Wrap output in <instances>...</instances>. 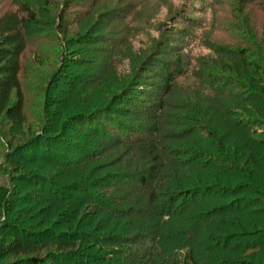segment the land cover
Returning a JSON list of instances; mask_svg holds the SVG:
<instances>
[{
  "label": "rangeland",
  "instance_id": "obj_1",
  "mask_svg": "<svg viewBox=\"0 0 264 264\" xmlns=\"http://www.w3.org/2000/svg\"><path fill=\"white\" fill-rule=\"evenodd\" d=\"M25 10L37 18L27 27L19 76L26 126L21 133L0 117V184L18 202L11 214L0 210V226L11 222L39 235L33 255L53 264H75L98 248L117 252L138 236L132 216L90 214L130 212L135 203L122 189L129 180L118 175L137 179L150 160L141 148L152 143L168 185L220 182L231 190L193 201L202 211L227 208L229 224L250 228L254 240L237 243L235 259L264 264V126L251 123L264 119L254 95L264 85V0H0V18ZM170 73L177 79L166 94ZM76 116L96 121L76 125ZM35 143L37 152L18 153ZM23 158L17 170L13 161ZM224 160L227 167L211 165ZM80 219L83 230L96 222L99 243L76 240L69 224ZM67 235L77 246L64 254L52 244L56 236L69 243Z\"/></svg>",
  "mask_w": 264,
  "mask_h": 264
},
{
  "label": "trees",
  "instance_id": "obj_2",
  "mask_svg": "<svg viewBox=\"0 0 264 264\" xmlns=\"http://www.w3.org/2000/svg\"><path fill=\"white\" fill-rule=\"evenodd\" d=\"M25 12L27 13L26 16L21 15L20 12H16L6 13L0 18V117H4V120L9 125L21 133L27 122L24 109V93L22 92V83L19 77L22 70L21 59L28 46L27 27L37 21L36 14L33 11L25 10ZM255 69L258 75L261 74L262 69L259 67H255ZM176 79L174 73L167 75L166 94L173 90ZM258 88L259 93L254 94L255 100L264 104V85H259ZM159 105L163 107L164 104L160 101ZM242 108L247 109L245 106H242ZM252 110L255 109H250V111ZM257 114H260L264 118L263 108ZM93 120L95 119L92 117L84 118L83 116L72 118L73 124L82 126H87L89 121L91 123ZM249 122L246 119L241 123L242 125H248ZM251 123L255 126H264V119H257V121H251ZM112 126L115 130L120 131L124 125L112 123ZM147 144L149 146H143L144 148H141L140 153L143 156L147 155L150 160L146 162V167L144 166V170L140 172L138 178L133 179L129 175H118L121 178L124 177V179L129 180L128 183L122 186V189L125 190L126 196L130 198L127 200H133L135 203L133 205L132 203H128V201L126 202L130 204V212L128 210L124 211L123 207L121 209L111 207L110 209H101V211L90 214L92 215L90 216L92 219L108 211L110 214L117 216L115 218H119L123 216L122 213L128 212L127 216H132L134 227L137 226L138 236L129 242L125 240V246L117 252H105L103 249L98 248L96 251H92L95 255L89 257L83 254L75 264H239L234 254L236 245L237 243H248L252 239L254 240V238H250L251 236L253 237L250 228L249 231H246L242 225L237 224L233 226L229 224L231 218H224L223 216L225 215L222 213L227 208H220L219 211L210 210L211 212L202 211L199 207L200 204L193 201L194 198L208 194L214 197V193L219 191V189L222 191V195L220 196L224 197L223 194L228 195L227 193L231 190L221 189L220 186L224 185L220 182L202 185L189 190L182 189L181 185L177 182L168 185L167 181H164L160 175L161 169L157 165H154L156 162H160V153L156 147H153L152 143ZM37 147L39 146L35 143L31 146L27 145L25 148H20L19 152H17L20 155H24L30 150H32L31 152L33 150L36 151ZM45 147L50 153L52 152L51 145L45 144ZM79 154L81 153L79 152ZM214 162L216 164V161ZM13 164L17 170H21L24 167L25 159L14 160ZM211 165L213 168L221 169L223 165L227 167L228 164L224 160L219 161L216 166L214 164ZM238 193H242V191L240 192L239 190ZM12 197L13 191L11 188L0 184L1 211L9 214L13 213L15 203L18 201L15 200V197ZM83 197L85 199L83 200L84 204L90 203L91 200L88 196L87 198ZM206 203L202 202V206ZM70 209L71 206L69 207ZM172 216L178 217L177 220L172 218ZM86 217H89V215H86ZM73 218L76 219L78 216L74 215ZM81 221L80 219V221H76L74 224H69V228L73 232L75 230L79 231L75 232V235L78 237L76 240L83 241L84 243H91L93 241L99 243L101 237L98 235L99 230L95 228L96 222L93 221L88 226L90 230L84 229L85 231H89V233L82 232L81 234V231H84V226H81L83 222ZM45 222L50 225L53 220ZM0 231L3 234L0 238L1 261L10 258V256L32 254L27 260L23 262L16 261L12 264H53L51 260L33 255L37 249L36 244L38 241L36 238H39V235H34V233L28 232L27 229L24 230L11 222H6L4 226H0ZM263 232L260 230L258 236L260 237ZM72 235L66 236L70 238L68 239L69 243L65 241V236H61L63 237L61 240L59 236H56L58 241L52 245L56 246L57 250L64 254H67L68 251L72 252L77 246V242L71 243L74 242ZM262 239L263 237H261ZM70 240L72 241L70 242ZM82 247L81 244L80 248ZM86 247L82 249L89 250L88 247L90 246ZM113 254L117 257V261L109 257V255ZM59 259L63 262L65 257H60ZM59 264H61V261H59Z\"/></svg>",
  "mask_w": 264,
  "mask_h": 264
}]
</instances>
